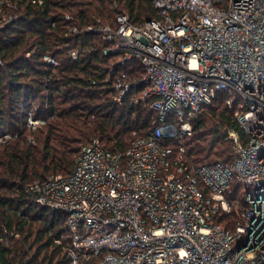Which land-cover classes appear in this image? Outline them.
Segmentation results:
<instances>
[{"label":"built area","instance_id":"built-area-1","mask_svg":"<svg viewBox=\"0 0 264 264\" xmlns=\"http://www.w3.org/2000/svg\"><path fill=\"white\" fill-rule=\"evenodd\" d=\"M153 4L158 17L141 25L119 15L114 26L70 31L107 43L103 55L115 60L102 79L112 104H145L149 125L133 130L125 153L92 138L68 173L33 181L27 195L62 215L55 243L70 264H264V0ZM20 16L16 3L0 0V31ZM64 46L79 61V49ZM43 60L58 66L50 55ZM219 94L244 138L230 135L232 160L198 164L188 151L192 120ZM46 124L26 112L24 130ZM19 134L0 135V145Z\"/></svg>","mask_w":264,"mask_h":264},{"label":"trees","instance_id":"trees-1","mask_svg":"<svg viewBox=\"0 0 264 264\" xmlns=\"http://www.w3.org/2000/svg\"><path fill=\"white\" fill-rule=\"evenodd\" d=\"M12 1L21 16L0 31V135L20 134L0 145V264H70L64 247L55 243L63 229L62 215L32 203L27 187L35 180L68 173L93 136L99 135L114 153H125L130 145L122 132L113 133L115 124L143 130L152 117L143 103L135 108L128 101L122 106L112 104L113 90L102 79L115 60L103 55L107 43L86 32L70 31L94 23L114 26L119 15L141 25L158 13L153 0H44L42 6L32 0ZM68 42L79 49V61L70 58L69 47L64 46ZM44 55L54 57L58 66H48ZM140 76L139 70L131 73L132 78ZM29 109L47 118L36 132L24 130ZM207 117L215 121L210 130ZM192 124L188 151L193 161L233 159L232 151L223 154L232 143L230 135L244 138V133L226 107L224 95L205 105ZM30 135L34 145L27 142ZM4 233L10 239L3 242Z\"/></svg>","mask_w":264,"mask_h":264},{"label":"rangeland","instance_id":"rangeland-1","mask_svg":"<svg viewBox=\"0 0 264 264\" xmlns=\"http://www.w3.org/2000/svg\"><path fill=\"white\" fill-rule=\"evenodd\" d=\"M209 105H211V104H209ZM207 118H208V122H209V125L207 126V129L210 130L211 127H214L215 121L213 120L212 117H207ZM129 126L130 125L125 127V125H123V124L118 122L117 124H115V128L112 130L113 133H114V131H115V133H117V132H122L123 133V138L125 139V142L127 143V146H129L131 144L132 140H133V130L131 131V129H128ZM92 138H100V136L99 135L98 136H93ZM232 147H233V140H232V143L228 144V147L225 149L223 154L225 155L227 153L226 155H229V153L232 150ZM50 174H52V173H49V175ZM19 237L20 236L18 235L15 238L18 239ZM8 245L13 246L11 242Z\"/></svg>","mask_w":264,"mask_h":264}]
</instances>
